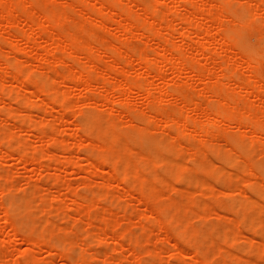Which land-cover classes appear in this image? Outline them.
<instances>
[{
  "label": "rangeland",
  "instance_id": "374dc122",
  "mask_svg": "<svg viewBox=\"0 0 264 264\" xmlns=\"http://www.w3.org/2000/svg\"><path fill=\"white\" fill-rule=\"evenodd\" d=\"M132 1L26 0L24 5L18 4L20 7L16 6L17 13L15 14L17 15H15L13 26L2 29L0 24V46L4 53L7 52V55L0 53V59L5 58L13 62L16 57H20L18 62L21 64V68H24L25 71L36 70L35 73L36 77H39L38 79H45L48 75L53 76L50 80L49 77L45 80L51 81L52 79L51 83L61 93L60 95L64 93L72 98L70 99L72 105L69 109L56 105L55 107L50 106V104L46 105L35 91V85L30 86L33 92H23L10 76H6V78L0 76V216L8 214L15 224V230L12 231L15 232V235L10 237L12 226L9 225L10 223L1 222L0 220V264H222V262H224L223 264H264V224H262L264 222V147L251 148L247 139L235 143L244 128L238 129L232 121H226V123L222 121L223 123H220L219 128L222 129L224 135L211 141V143H202L197 139L194 141L195 138L186 133H184L185 135L183 133L177 134L175 125H172L174 128L170 127L171 129L168 131L170 134L164 132L166 127V123H163L164 120H169L173 113L181 110L182 96H177L176 94L179 92L176 91L177 88L173 89V87H178L176 85L184 83L186 78L189 83L192 82L187 87L186 95L188 94V97L191 95L194 101L202 102L204 106L206 105L207 110L205 107L203 109L197 108V110L188 107L182 109L184 114L206 120L209 115H213L209 112L215 113V110L218 109L217 106L220 104L221 98L211 94L212 89L214 88L215 91L217 87L209 83L207 78L198 80L194 74L191 75L195 70L191 66H188L186 71L178 74L173 68L172 60H167L169 62L165 65L162 64L163 66L159 64L162 66L161 69L157 68L159 66L157 63H154L152 66L154 73L150 75L152 78L149 77V79L143 73V71L145 72L146 63L138 58L144 52L149 53L152 51L150 54H155V50H158L160 38L166 34V30L162 29L161 35H157L151 40L146 38V29L143 23L151 19L153 10L152 12L149 11L145 4L156 5V9L160 10L158 11V17H164V23H172L176 27L177 30L171 36L170 46L180 45L182 50L184 49L188 53L184 55L185 59L193 66H195L194 63L196 62L194 61L196 59V61L206 62L207 58L213 60L209 62L212 66L215 61L218 62L223 58L227 60L228 65H231L234 62V57L240 60L239 56L244 54L243 43H246V45L250 43L255 47L257 45V49L264 53V41L261 40V37H264V8H262L264 7V0H251L253 4L257 5L261 2L263 4L261 10H257V16L252 15L251 26L245 28V30L238 27V22L242 13L244 14L246 10L248 11L253 7L249 6L248 0H189L188 4L197 2L200 5L199 8L204 7V10L200 9L202 11H199L198 14L200 12L204 13L211 6L218 5L217 7H222L225 14L228 15L225 16L226 19L222 17V26L224 27H222L220 34L216 33L215 35L214 32L213 35L206 34L204 31L200 33L201 35L199 34L203 37H206V34L208 38H217V41L215 40L211 44L212 47L210 45L211 51H209L210 49L207 51V54H210L209 56L198 49V42L203 41V37H199L197 34L199 28L197 24L200 26L203 24L202 28L204 30L212 29L214 31L218 20L217 15L213 18H209L206 14L204 16L194 15V20L189 21L190 9L188 4L187 7L183 5L177 10L179 0H161V5L159 2L155 3V0ZM114 2L119 3L116 4L117 6L123 3L125 7L132 5L133 10L130 13L135 14L132 17L130 15L126 23L128 21L139 22L135 33L120 32L118 30L119 15L114 14V17H108V9H101V6L107 8L112 4L115 5ZM36 3L42 5L35 6ZM91 3L95 5V10H92L94 6ZM117 6V13H119L120 7ZM144 9L146 10L143 11ZM41 10L42 12H40ZM38 11L42 14L47 11L48 13L56 12L58 18L62 16L59 22H62L61 27L57 26L59 24L56 22V26L46 25L45 28H38V19L35 16L40 15ZM40 16H37L39 20ZM101 16L108 19L105 26L95 21ZM27 17L32 18L33 24L35 23L32 26V33L37 45H39L38 48H30L26 42L24 33L29 30L25 24V18ZM136 19L140 21H136ZM78 24L79 27H77ZM186 26H188L190 34L189 37L182 40L179 32L186 29ZM211 26L212 28H209ZM52 27H56L55 30L57 31H64L61 33H65L64 38L66 40L75 35L77 42L79 41V49L76 52L61 51L58 53L64 58V62L56 60L53 55L45 60L41 59L40 54L44 49H52L54 43L47 41L46 37L41 36L39 31L45 32L44 34L49 31L57 33V31H53L54 28ZM12 33L14 36H18V38L15 37V43L13 42L15 45L8 41ZM225 38L237 47L234 53L218 44ZM197 39L199 41L195 42ZM87 41L95 46L94 55L99 58V67L95 70L96 72L92 69V64H90L91 62L86 56L87 53H85L86 50H84ZM249 45L248 47H250ZM21 48L25 50H21ZM116 48H120L123 53L118 55ZM133 51L138 52V55H128ZM212 51H215V53ZM100 55L102 56L100 57ZM113 60L120 62V67L123 66L126 71L117 74L118 79L129 78L132 82L143 78L149 79L151 81L150 91L156 95H162L163 103L161 100H158V102H156L157 99L151 100L147 93L142 94L137 90L131 92L126 90L125 94L122 95L118 85L106 89L103 86L105 79L111 78L113 80L116 75L110 67ZM239 68L240 70H238ZM239 68L229 82L230 84H227V88L238 98L243 97L242 99H245L249 96L258 106L255 107L257 115L264 120V100L261 96L249 95L246 90L240 88L239 84L247 75L245 73L248 72L242 66ZM157 69L159 72L156 71ZM79 70L92 71L94 76H97V80L93 81L96 83H93L94 87L92 86V88L94 89L91 88L90 91V88L88 89L84 83L70 87L72 84L65 78H61L66 76V73H76ZM260 71L264 73V64ZM159 73L163 77H160ZM164 81L168 84L164 86L166 88L163 89L164 92H160L162 90H159V88L165 84ZM206 82L207 85L214 86H210L211 91L202 89ZM167 90H171L172 93L175 92V95ZM53 96L54 93H45L44 97L51 100ZM25 97L26 99L23 101ZM19 98L20 101H18ZM107 98L111 99L112 103ZM122 100H127L130 106L122 107ZM154 100L159 107L155 106L156 104H151ZM158 103H162V105ZM30 104L32 105L30 106ZM228 111L232 117L242 113L247 115L250 112L243 109L244 112H237L241 110L236 111L232 107L228 108ZM154 117H162L161 125L163 126L159 127L160 123H156ZM87 119H91L90 123L93 126L90 125V128L84 130L80 129L82 127L81 122L84 123ZM109 122V126L106 125L105 129L104 125ZM30 123H33L34 127L30 126ZM111 130L112 132H110ZM92 132L94 133L90 135ZM110 133H112L111 136H109ZM164 133L169 136L163 135ZM174 136L176 138H173ZM121 138H123L124 144L122 141H118ZM165 139L170 140L166 141ZM175 139H178L180 143L174 141ZM107 144H111V148L106 146ZM179 144H182L183 149L178 146ZM120 148H123L122 151L129 148L127 150L129 152L122 153ZM192 148H195L197 154H194ZM19 149L21 152H19ZM28 149L32 150V153L29 151V155H32V157L25 161L22 159V154ZM134 149L135 151L132 152ZM198 149L199 151H197ZM137 152L142 153V155L136 154ZM133 153L137 157L133 156ZM153 154L157 155L156 158L166 155L170 157V160L175 159L180 161V165L184 164L181 167L179 166L177 172L174 173L175 170H173L172 165L163 164L164 161L160 160V165L157 163L158 160H154L156 163H149L155 159L148 161V157H153ZM234 154L237 156L236 158ZM125 155L129 156L128 159H130L131 164L133 162L132 169L130 166L131 171L142 173L141 176L139 173L136 174L137 176L133 175L132 177L134 180L132 189L135 193L132 196L128 194L130 188L125 186L126 184H124L122 178L125 175H123L125 171L123 166L131 165L125 163V161H129L126 160ZM124 158H126L125 161ZM107 159L109 160L106 162ZM230 161L237 164H230ZM117 163L119 165L115 166ZM139 164L141 165L139 166ZM238 164L241 165L237 166ZM245 166L248 167L245 168ZM113 167L119 169L115 178L111 176L115 172ZM121 169H123L122 173ZM247 170L251 172L248 173ZM150 171L157 172L159 175L157 173L153 175L154 173ZM180 175H186V179L180 180ZM144 176L147 178L145 179ZM107 178V182H110L106 185L105 179ZM159 178L163 179L160 180ZM199 180L201 184L206 183L203 185L210 184L209 192L206 191L207 187H203L200 183L202 190L200 186H195L198 185L196 183ZM143 182H146L144 184L146 186L151 184L152 191L156 192L150 193L153 195L157 193V196L152 198V195L146 193V197H138L137 193L144 190ZM248 185L249 187L252 185V189L256 187L259 192L254 190L251 192V187L249 188ZM85 191L87 192L85 193ZM104 191H106L105 195H99L100 193L104 194L102 193ZM25 198H30L28 200L31 203ZM83 198L84 200L86 198L88 201L91 200L90 203L84 201ZM93 198L94 201H92ZM249 198H253L261 205L263 204L261 206L263 208L255 205V201V203L252 201L254 204L250 201V206L247 208L249 210H247L244 204L251 200ZM5 199L9 202L12 201L15 206L21 207L22 210L10 213L12 211L9 212V202ZM247 199L249 200L247 201ZM4 201L7 202V205ZM242 201L243 203H241ZM234 202L235 204L240 203L238 204L239 207L241 205L244 207L241 206L240 209H238V205L233 207ZM251 204L254 206H251ZM170 205H172V209ZM259 209H263L262 213ZM192 210H195L196 214H193ZM93 216L95 217L93 218ZM256 217H259V219ZM260 217L262 218L261 221H259ZM252 218L257 219L258 221H255L262 224L258 226V231L252 228L254 222ZM233 219L237 222H232ZM22 222L24 223L22 224ZM184 223H186L185 226ZM236 232L241 235L235 234ZM42 233L47 234V240L43 244L35 246L33 240L36 241ZM48 233L50 234L48 235ZM223 234L227 237L224 238ZM120 235L124 236V241L117 243L114 237ZM226 238L228 239L226 240ZM252 240L255 242L253 244L255 246L250 243ZM258 242L259 244L256 245ZM57 243L58 246H61L59 249H65L66 256L63 255L62 257L56 252ZM229 252L230 254H228ZM76 259L77 261H75Z\"/></svg>",
  "mask_w": 264,
  "mask_h": 264
},
{
  "label": "bare ground",
  "instance_id": "6f19581e",
  "mask_svg": "<svg viewBox=\"0 0 264 264\" xmlns=\"http://www.w3.org/2000/svg\"><path fill=\"white\" fill-rule=\"evenodd\" d=\"M25 1L26 0H0V24H1V26H2V29L4 28V29H6V28H9L14 22H15V15H17V14H15V13H17L16 12V6L18 5V4H22V5H24L25 4ZM34 1H36V0H34ZM40 1V0H39ZM90 1V0H89ZM93 2H94V0H92ZM118 1V0H117ZM130 1H132V0H130ZM253 1V0H252ZM157 2H159V4L161 5L162 3H161V0H155V3H157ZM188 2H189V0H179L178 1V7H177V10H179L183 5H185L186 7H187V4H188ZM222 2V1H221ZM248 4H249V6H253V7H251L248 11L246 10L245 11V13L243 14L242 13V16H241V18H240V20H239V28H241V30H245V28H249L250 26H251V20H252V17L253 16H257L256 15V13H258L257 12V10L258 9H260L261 7H262V2L261 3H257V5L254 3H252L251 2V0H248ZM255 2V1H254ZM30 3V2H29ZM40 3V2H39ZM78 3H80V2H78ZM115 3V2H114ZM123 3V2H122ZM128 3V2H127ZM132 3H133V1H132ZM148 3V2H147ZM214 3V2H213ZM92 4V3H91ZM116 4H119V3H115V5ZM121 4V3H120ZM124 4V3H123ZM123 4L122 5H118L119 7H120V10L118 11L119 13H117V8H116V6L114 5V4H112V5H110L109 7H107V6H105V7H107V8H103L102 6H101V9H108L107 11H108V17L109 16H112V17H114V14H118L119 15V17H120V19L118 20V27H119V31L120 32H124V31H127V32H130L131 34H133V33H135V30L138 28V26H139V22H133V21H131V22H129L128 21V23H126V21H127V19H128V17L131 15V17L135 14H132V13H130V11L131 10H133L132 9V5H128V6H126L125 7V5L123 6ZM128 4H130V3H128ZM219 4V3H218ZM22 5H21V7H22ZM38 5H42V4H37L36 3V5L35 6H38ZM93 5V4H92ZM101 5H104V4H101ZM146 6H147V9L149 10V11H151L152 12V10H153V14L151 15V19L150 20H146V22L145 23H143V26L145 27V31H146V38L148 39V40H151V39H153V38H155V36H157V35H161L162 34V29H165L166 30V34L164 35V36H162V38H160V42H159V46H158V50H155L156 51V53L155 54H150L151 52H144V53H142V54H140V56L138 57L139 59H141V61H144L145 63H146V65H145V72L143 71V73H145V75H147V78H149V77H151L150 75H152L154 72V70L152 69V66H153V64L155 63H157L158 65L159 64H164L165 65V63H168L167 62V60H172L171 62L173 63V68H175V71L178 73V74H181L182 72H184V71H186L187 70V68H188V66H191V67H193V68H195V70H193L194 71V73H191V75H193L194 74V76L196 77V78H198V80H202V79H204V78H207L208 80H209V83H211L212 85H216V90L214 91L213 89H212V95H214V96H216V97H220L221 99H220V104L217 106L218 107V109L217 110H215V113H213V112H209V113H211V114H213L212 116L211 115H209L208 117H212V118H209L208 119V117H207V119L205 120H200V119H197V118H194V117H192V116H189V115H186V114H184L183 113V111H182V109L184 110V108H188V107H192L193 109H196L197 110V108L198 109H203L204 107H205V109H206V105L204 106L203 105V103L202 102H200V101H194L193 100V98H191V95H190V97H188L187 95H186V90H187V87L188 86H190L189 84H191L192 82H190L189 83V81H188V79L186 78V80H185V82L184 83H179L178 85H176V86H178V87H173V89L174 88H177L176 89V91L177 92H179V93H177L176 95L177 96H179V95H181L182 96V101H181V103H180V108H181V110H179V111H177V112H175V113H173L172 114V116H170V118H169V120L167 119V120H164V122L163 123H166V127H165V131L164 132H166V133H168V131L171 129L170 127L172 126V125H175V127H176V130H177V134H182L183 133V135H185L184 133H186V134H189V136L190 135H192L195 139H194V141H196V139H197V141H200V142H202V143H205V142H210L211 143V141H214V140H216V139H219V137H221L222 135H224V133H223V131H222V129L221 128H219L220 127V123H223L222 121H224L225 123H226V121L227 122H233V123H235L234 125H236L237 127H238V129H240L241 130V128H244L243 130H241V131H243L242 133H241V135L239 136V138L238 139H236L235 140V143H238V142H240V141H242L243 139H245V141H246V139L249 141V144H250V147L251 148H253V147H264V120L263 119H261V118H259V116L257 115V112H256V109H255V107H258L257 105H256V103L253 101V100H251L250 98H249V96L248 97H246L245 99H242V98H238L235 94H232V92L231 91H229V89L227 88L228 86H227V84L231 81V79L234 77V75L236 74L235 72H236V70L240 67V66H242V67H244V69L246 70L247 69V72L248 73H245V74H247L242 80H241V83L239 84V86H240V88L242 89V90H246L248 93H249V95H257V96H261L262 98H263V100H264V93H262L263 91H264V73H261V71H260V68L262 67V65L264 64V53L263 52H261V51H259L258 49H257V45H256V47L255 46H253V45H251L250 43V47L252 48H250V47H248V45H246V43H243V52H244V54H242V56H239V59L240 60H237V58L236 57H234L235 59H234V62H232L231 63V65H228L227 64V60L226 59H221L220 61H215V63L213 64V66L209 63L210 61H213V60H210L209 58H207V61L206 62H202V61H194V62H196V63H194L195 64V66H193L192 64H189L188 62V60H186L185 59V57H184V55L185 54H188V53H186L185 52V50L183 51L182 50V47L180 46V45H173V46H170V40H171V36H172V34L177 30L176 29V27L172 24V23H168V24H166V23H164V17H158V11H160V10H158V9H156V5H154V4H145ZM152 5V6H151ZM211 5H214V4H211ZM94 6V7H93ZM93 6H91V7H93V9L92 10H95L94 8H95V5H93ZM117 6V7H118ZM123 6V7H122ZM148 6H149V8L151 9H149L148 8ZM156 6V7H155ZM218 6V5H217ZM217 6H211L210 8H208V9H206L205 11H204V13L203 12H200L199 14H198V12L199 11H202V10H204L203 8H199L200 7V5H199V3H197V2H191L190 4H188V8L190 9V19H189V21H192V20H194L193 19V16L195 15V16H197V15H201V16H204L205 14L206 15H208L209 16V18H213V16H216L217 15V24H216V26L215 25H213V26H215L216 27V29L213 31L212 29H205L204 30V28H202V26H204L203 24L200 26L199 24H197V26L199 27L198 28V36H199V34L200 33H202L203 31H204V33L206 32V34H212L213 32V34H215L216 35V33H218V34H220V32L222 31V27H224V26H222V20L224 19V17L225 16H228V15H226L225 14V12H224V10H223V8L222 7H220V8H218ZM18 7H20L19 5H18ZM54 7V6H53ZM122 7V8H121ZM141 7H143V6H141ZM152 7V8H151ZM154 7V8H153ZM248 7V6H247ZM73 8H75V7H73ZM249 8V7H248ZM262 8H264V7H262ZM21 9V8H20ZM20 9H18L19 11H20ZM41 9H42V7H41ZM45 9H48V8H45ZM156 9V10H155ZM160 9H162V8H160ZM200 9H202V10H200ZM146 9H144L143 11H145ZM147 10V11H148ZM261 10V9H260ZM264 10V9H263ZM25 10L23 9V12H24ZM52 11V10H51ZM102 11V10H101ZM135 11V10H134ZM133 11V12H134ZM22 12V13H23ZM40 12H42V10L40 11ZM39 11H38V13H40ZM60 12V11H59ZM64 12V11H63ZM104 13H105V11H103ZM165 12V11H164ZM25 13V12H24ZM37 13V14H38ZM99 13H101V12H99ZM32 14V13H31ZM42 13H40V15H41ZM62 14H65V13H62ZM163 14V13H162ZM24 15V14H23ZM40 15H35L36 16V19H38L39 20V16ZM65 15H68V14H65ZM253 15V16H252ZM38 16V17H37ZM62 17V16H61ZM61 17L59 16V18H58V15L56 14V12H49L48 13V11L47 12H45L44 14H42L41 16H40V20L38 21L37 20V23H38V28H45L46 27V25H48V26H52V25H55L56 26V22H57V24H59V25H57V26H60V25H62L61 23H59L60 22V19H61ZM64 17H66V16H64ZM63 17V18H64ZM166 17V16H165ZM205 17H207V16H205ZM204 17V18H205ZM222 17H223V19H222ZM235 17V16H234ZM94 18V17H93ZM202 18V17H201ZM220 18V19H219ZM228 18V17H227ZM231 18V17H230ZM26 19V25H27V27H28V31L26 30L25 31V33L24 32H22V33H24V36L26 37V42L28 43V46L30 47V48H38V46L39 45H37V43H36V40H35V38H34V35H33V33H32V29H33V25L35 24H33V20H32V18H30V17H27V18H25ZM113 19V18H112ZM133 20H134V18H132ZM207 19V18H206ZM225 19H226V17H225ZM233 20H234V18H232ZM257 19V18H256ZM93 21H94V19H92ZM107 18H104L103 16H101V17H99V18H97V19H95V21H97L100 25H102V26H105V24H106V22H107ZM137 20H139V19H136V21ZM220 20V21H219ZM61 21H63V20H61ZM140 21V20H139ZM167 21V20H166ZM188 21V22H189ZM215 21V20H214ZM235 21V20H234ZM237 21V20H236ZM89 22V21H88ZM141 22H143V21H141ZM170 22V21H169ZM232 23H237V22H233V21H231ZM37 23H36V25H37ZM66 23V22H65ZM79 24H80V22H79ZM78 24V26L77 27H79L80 25ZM99 24H97V25H99ZM187 24H190V23H187ZM192 24V23H191ZM142 25V24H141ZM256 25V24H255ZM13 26V25H12ZM82 26V25H81ZM189 26H191V25H189ZM61 27V26H60ZM60 27H58V28H60ZM187 28L186 29H183V31H181V32H179L180 33V35H181V37H182V40H185L187 37H189V30H188V26H186ZM233 27V26H232ZM52 28H54L53 29V31H57V30H55V29H57L56 27H52ZM142 28V27H141ZM196 28V27H195ZM207 28V27H206ZM209 28H212V26L211 27H209ZM31 29V30H30ZM61 32H64V31H61ZM60 31H57V33H54V32H52V31H49L47 34H44L45 32H40L39 31V33L41 34V36H43L44 35V37H46V40L47 41H50L51 43L53 42L54 43V46H53V48L51 49V48H45L44 49V51L40 54L41 55V59L42 60H45V59H47L48 57H50V56H52L53 55V57L54 58H56V60H58V61H60V62H64V58L62 57V56H60V55H58V53L59 52H61V51H70V52H76V50L77 49H79V44H78V42H77V40H76V38L73 36L72 38H69V39H65L64 38V36H65V33H61ZM227 32V31H226ZM177 33V32H176ZM196 33V32H195ZM205 34V36L206 37H203V36H199V37H203V41H199L198 39L197 40H195V42H197V41H199L198 42V47H196V48H198L199 49V51H201L203 54H205L206 56H209L208 54H207V51L209 50V51H211V48H210V45L217 39V38H208V36ZM212 34V35H213ZM201 35V34H200ZM219 36H221V35H219ZM218 36V37H219ZM15 37H17L18 38V36H14V34L12 33L10 36H9V38H8V41H9V43L11 42V43H13L15 40H16V38ZM198 37V38H199ZM211 37H213V36H211ZM215 37H217V36H215ZM205 38V39H204ZM107 39V38H106ZM220 39H222V38H220ZM80 40V39H79ZM200 40H202V39H200ZM261 40H263L264 41V37H261ZM217 41V40H216ZM218 41H219V39H218ZM96 42V41H95ZM15 43V42H14ZM13 43V45H15ZM36 43V44H35ZM218 44L221 46V47H224L226 50H228V51H230V52H232V53H234V51H236V46L233 44V43H231L230 42V40H228V39H223V41H220V42H218ZM194 46V45H193ZM98 47V46H97ZM211 47H212V45H211ZM254 47V48H253ZM4 48V47H3ZM19 48V47H18ZM150 48V47H149ZM20 49V48H19ZM107 49H109V48H107ZM152 49V48H151ZM157 49V48H156ZM3 49H1V46H0V53H4V51H2ZM21 50H25L24 48L22 49L21 48ZM84 50H86V52L85 53H87L86 54V56H87V58L90 60V64H92L91 65V67H92V69H94V72H96L95 70H97L98 69V61H99V58L98 57H96L95 55H94V51H95V46L90 42V41H87V43L85 44V49ZM116 53L118 54V55H121V53H123V51L120 49V48H116ZM264 51V50H263ZM27 52V51H26ZM97 52V51H96ZM100 52V51H99ZM185 52V53H184ZM213 53H215V51H212ZM7 52H5L4 54H6ZM9 53H11L12 54V52H10L9 51ZM28 53V52H27ZM84 53V54H85ZM128 53V52H127ZM96 54H98V53H96ZM3 55V54H2ZM7 55V54H6ZM6 55H4V56H6ZM9 55V54H8ZM14 55V54H13ZM70 55V54H69ZM128 55H131V56H134V55H138V52H136V51H133V53H128ZM1 56V55H0ZM3 56V57H4ZM16 56V55H15ZM102 55H100V57H101ZM192 56V55H191ZM8 58H10V57H8ZM14 58V57H13ZM18 58H20V57H16L14 60H13V62L11 61V60H9V59H0V76L1 77H3V78H6V76H10L11 77V79L14 81V82H16V84H17V87L19 88V89H21L23 92H33L32 91V89H31V87L30 86H33V85H35L36 86V90L35 91H37V94H38V96L42 99V101L46 104V105H48V104H50V106H53V107H55V105L56 106H60V107H65V108H68L69 109V107H71L70 105H72V103H71V100L70 99H72V98H70L69 96H68V94L67 95H65L64 93H63V95H60L61 93H59V91H57L56 89H55V86H53L52 84L53 83H51V81H52V79H51V81H46L47 80V77H49V80H50V78H52L53 76H51L50 77V75H48L47 77L46 76H43V77H46L45 79H38L39 77H36V73H35V71L36 70H27V71H25L24 70V68H21L20 67V63L18 62V61H20ZM103 58V57H102ZM212 58H213V56H212ZM12 59V58H11ZM101 60V59H100ZM19 63V64H18ZM69 63H71V62H69ZM212 67H211V66ZM160 66V65H159ZM157 67V68H160L161 69V67L163 66H160V67ZM230 66V67H229ZM75 67V66H74ZM110 67L112 68V70L115 72V77H113V80L111 79V78H108V79H105L106 81L104 82V87L106 88V89H108V87H114V86H116V85H118L120 88H119V90H121V94L122 95H124L125 94V91L126 90H128V91H133V90H137L138 92H140V93H142V94H148V96L151 98V100H153V99H157L156 100V102H158V100L160 101H162V99H163V96L162 95H156V94H154V93H152L150 90V78L147 80L146 78L144 79H141V80H138V81H135V82H132L129 78H124V79H118L116 76H117V74H119V73H122L121 71H125V69H124V67L122 66V67H120V62H118V61H116V60H113V62L110 64ZM156 67H154V68H156ZM76 69V68H75ZM91 69V70H92ZM89 70V69H88ZM88 70H79L78 72L76 71V73L75 72H70V73H66L67 75L66 76H63V77H61V78H65L66 80H68V82L69 83H71L72 85L70 86V87H75L76 85H78V84H80V83H84V85L89 89L90 88V91L92 90V89H94V88H92V86L94 85V84H96V83H94L93 81H96L97 80V76H94V74L92 73V71L90 72V71H88ZM153 70V71H152ZM238 70H240V68L238 69ZM156 71H158V69L156 70ZM155 71V73L157 74V72ZM192 71V72H193ZM218 71V72H217ZM126 72V71H125ZM159 72V71H158ZM245 72V71H244ZM140 73V72H139ZM190 73V72H189ZM110 75V74H109ZM140 75V74H139ZM138 75V76H139ZM158 75H160V77L162 76L161 75V73H159ZM38 76V75H37ZM59 76H62V75H59ZM193 76V77H194ZM125 77V76H124ZM135 77H136V75H135ZM145 77V76H144ZM163 77V76H162ZM104 78H106V77H104ZM137 78H139V77H137ZM152 78V77H151ZM188 78L189 79H191V77L190 76H188ZM58 79V78H57ZM60 79V78H59ZM163 79H165V78H163ZM238 80V79H237ZM56 82V81H55ZM102 82V83H103ZM163 82V81H162ZM165 82V81H164ZM94 83V84H93ZM55 84V83H54ZM166 84H168V82L166 83L165 82V84L163 85V86H160V88H159V90H162V91H160V92H164L163 91V89H166L164 86L166 85ZM177 84V83H176ZM180 84H183V85H181L180 86ZM230 84V83H229ZM1 85V84H0ZM81 85V84H80ZM79 85V86H80ZM212 85H207V82H206V84L204 85V87H202V89H204V91L205 90H210V86H212ZM78 87V86H77ZM94 87V86H93ZM212 87H214V86H212ZM92 88V89H91ZM169 89V88H168ZM173 89H171L172 91H174ZM198 89V88H197ZM171 90H167L168 92H171L172 93V91ZM196 90V89H195ZM166 91V90H165ZM190 91H192V90H190ZM211 91V90H210ZM202 92V91H201ZM208 92V91H207ZM215 92V93H214ZM45 93H54V96H53V98H51V100H48L47 98H45L44 96H45ZM4 94V93H3ZM172 94H174L175 95V92L174 93H172ZM44 95V96H43ZM121 95V96H122ZM63 96V97H62ZM124 97V96H123ZM24 100L23 101H25V99H26V97L25 98H23ZM124 99V98H123ZM107 100L110 102V103H112V100L111 99H108L107 98ZM155 100H154V102L153 103H151L152 105H155L156 104V102H155ZM18 101H20V98L18 99ZM26 101H28V100H26ZM123 101V100H122ZM29 102V101H28ZM27 102V103H28ZM72 102H73V100H72ZM162 103H163V101H162ZM162 103L160 104V103H158V104H160V105H162ZM107 104V103H106ZM132 104V103H131ZM27 105H29V104H27ZM32 104H30V106H31ZM121 106L122 107H125V106H130L129 105V103H128V101L126 100V101H123L122 103H121ZM155 106H158L157 104L155 105ZM214 106V105H213ZM32 107H37V106H32ZM159 107V106H158ZM162 107V106H161ZM165 107H167V106H165ZM230 107H232V108H234V110H241V111H237V112H244V111H242V109L243 110H248V111H250L249 112V114H247V115H245V113L243 114H240V115H238V116H230V114L231 113H229V111H228V108H230ZM155 108V107H154ZM237 108V109H236ZM242 108V109H241ZM159 109V108H158ZM161 109V108H160ZM170 109V108H169ZM213 109V108H212ZM172 111H173V109H171ZM207 110V109H206ZM203 111V110H202ZM211 111V110H210ZM213 111H214V109H213ZM174 112V111H173ZM208 112V111H207ZM251 112H253V113H255L254 115H253V113H251ZM158 115V114H157ZM155 116V115H154ZM155 119H154V121L156 122V123H160L159 124V127H161V126H163V125H161V123H162V117H154ZM93 119V118H92ZM166 119V118H165ZM91 120V119H90ZM90 120L89 119H87L86 121H84V123L83 122H81L82 124H81V126L82 127H80V126H78V127H80V129L82 128L83 130L84 129H86V128H88L90 125L91 126H93V124L92 123H90ZM101 121V120H100ZM136 121V120H135ZM152 121V120H151ZM153 121V122H154ZM134 122V121H133ZM33 123H30V126H32V127H34L33 125H32ZM109 124H110V122L109 123H107V124H105L104 126H105V129H106V125H108L109 126ZM150 125V124H149ZM228 125V124H227ZM140 126V125H139ZM158 126V125H157ZM31 127V128H32ZM173 127V126H172ZM223 127V126H222ZM90 128V127H89ZM174 128V127H173ZM224 129V128H223ZM83 130H82V132H83ZM164 130V129H163ZM172 130H174V129H172ZM226 130V129H225ZM240 131V132H241ZM86 132H88V130H86ZM110 132H112V130L110 131ZM162 132V131H161ZM94 132H92V133H90V135H92ZM166 133H164L163 135H166L167 137L169 136L168 134H170V133H168V134H166ZM111 134L112 133H110V135L109 136H111ZM115 135V134H114ZM114 135H112V136H114ZM171 136V135H170ZM192 136H190V137H192ZM91 137V136H90ZM93 137L95 138V136L93 135ZM92 137V138H93ZM165 137V136H164ZM163 137V138H164ZM188 137V136H187ZM189 137V138H190ZM91 138V139H92ZM111 138V137H110ZM173 138H176V136H174ZM172 138V139H173ZM240 139V140H239ZM10 140V139H9ZM123 140V138H121V139H119L118 141L119 142H121ZM166 141H168V140H170V139H165ZM94 141V140H93ZM100 141V140H99ZM160 141V140H159ZM174 141H176V142H179V140L178 139H175ZM247 141V142H248ZM4 143V142H3ZM104 143V142H103ZM122 143L124 144V141H122ZM159 143H161V142H159ZM180 143V142H179ZM115 144V143H114ZM176 144H178V143H176ZM111 145V144H110ZM110 145H106V146H108V147H110ZM128 145V144H127ZM201 145V144H200ZM205 145H207V144H205ZM209 145V144H208ZM58 146H60L59 144H58ZM105 146V145H104ZM178 146H180L181 147V149H183L182 147V144L180 145H178ZM114 147V146H113ZM120 147V146H119ZM127 147H129V146H127ZM179 147V148H180ZM193 147H194V145H193ZM199 147V146H198ZM208 147V146H207ZM69 148V147H68ZM111 148V147H110ZM191 148V147H190ZM65 149H67V148H65ZM116 149V148H115ZM186 149H188L187 147H186ZM195 148H192V150H194ZM120 150H121V152L123 153H126V152H129V151H127V150H129V148H127V150L126 151H122L123 150V148H120ZM189 150V149H188ZM191 150V151H192ZM209 150H210V148H209ZM227 150H229V149H227ZM242 150V149H241ZM6 151V150H5ZM23 151H25V150H23ZM29 151H31V153H32V150H27V151H25V153L24 154H22V159L23 160H25V161H27V160H29L30 159V157H32V155H29L30 153H29ZM135 151V149L134 150H132V152H134ZM197 151H199V149L197 150ZM19 152H21L20 151V149H19ZM164 152V151H163ZM200 152H201V154H202V151L200 150ZM232 152V151H231ZM121 153V154H122ZM199 153V152H198ZM211 153V152H210ZM220 154H221V152H219ZM235 153V152H234ZM38 154V153H37ZM36 154V155H37ZM136 154H141L142 155V153H139V152H137ZM180 154V153H179ZM194 154H197V152H196V150H194ZM205 154V153H204ZM235 154H237V153H235ZM234 154V155H235ZM118 155V154H117ZM182 155V154H181ZM223 155V154H222ZM238 155V154H237ZM105 156V155H104ZM124 156V155H123ZM133 156H135V154L133 153ZM132 156V157H133ZM145 156V155H144ZM157 156V155H156ZM156 156L153 154V157H151V158H149L148 157V161L149 160H151V159H153V158H155V159H153L152 161L153 162H149V163H151V164H153V163H156V162H154V160L155 161H157L158 160V162L157 163H159V165H160V160L161 161H164V162H162L163 164H171L172 165V168H173V170H175L174 171V173L175 172H177L176 170L179 168V166L181 167L182 166V164H184V163H182L181 165L179 164L180 163V161H176L175 159L173 160H170L169 158V156H166V155H161V156H158V158H156ZM203 156V155H202ZM108 157V156H107ZM125 157H127V159L126 158H124V161H125V159L126 160H129V161H125V163L127 164V163H129V164H131L130 163V159H128V155L126 156L125 155ZM135 157H137V156H135ZM147 157V156H146ZM145 157V158H146ZM179 157V156H178ZM181 157H183V156H181ZM221 157H223V156H221ZM235 158L237 157L236 155L234 156ZM253 157V156H252ZM119 158V157H118ZM188 158V157H187ZM225 158V157H224ZM207 159V158H206ZM227 159H229V158H227ZM227 159H226V162H227ZM238 159H240V158H238ZM109 159H107V160H105L106 162L108 161ZM115 160V159H114ZM230 160V159H229ZM241 160V159H240ZM148 161H146V162H148ZM166 161V162H165ZM170 161H173V162H171L170 163ZM175 161V162H174ZM192 161V160H191ZM206 161V160H205ZM91 162V161H90ZM238 162H239V160H238ZM121 163V162H120ZM125 163H123V164H125ZM192 163H195V162H192ZM229 163V162H228ZM231 163H235V162H233V161H230V164ZM91 164H93V163H91ZM107 165H109L108 163H106ZM122 164V165H123ZM132 164H133V162H132ZM124 165L123 166V168L125 169V171H124V173H123V177L122 176H120V177H122L123 179H124V184H126L125 186H129L128 188H130V189H128V191H129V195H134L135 193H134V190L132 189V183H133V175H136V174H139L140 173V176L142 175V173L141 172H135L134 173V171L132 172L131 171V169L133 168V166L134 165ZM143 164V163H142ZM162 164V165H163ZM235 164H237V163H235ZM112 165V164H111ZM115 165V164H114ZM119 165V163H117V165H115V166H118ZM121 165V164H120ZM141 164H139V166H140ZM145 165V164H144ZM241 165V164H240ZM239 164L237 165V166H240ZM94 166V165H93ZM125 166H126V168H125ZM130 166H131V169H130ZM190 166V165H189ZM215 166V165H214ZM216 166H218V165H216ZM220 166V165H219ZM260 166V165H259ZM151 167V166H150ZM195 167V166H194ZM236 167V166H235ZM246 167H248V166H245V168ZM114 168V167H113ZM112 168V169H113ZM120 168V167H119ZM167 168V167H166ZM183 168H184V166H183ZM225 168V167H224ZM238 168V167H237ZM242 168V167H241ZM116 169V170H115ZM135 169L136 170H138V168H136L135 167ZM149 169V168H148ZM163 169V168H162ZM220 169V168H219ZM247 169H250V168H247ZM259 169H261V168H259ZM143 170H145V169H143ZM172 169H171V172L173 171ZM222 170V169H221ZM114 171L115 172H113V174L111 175L112 177H114L115 178V175H118V171H119V169L118 168H114ZM121 171V173L123 172V169H121L120 170ZM230 171H232V170H230ZM244 171H245V169H244ZM248 171V173L249 172H251V171H249V170H247ZM117 172V173H116ZM150 172H153L154 173V171H150ZM229 172V171H228ZM157 173V172H156ZM156 173H154L153 175H155ZM158 174V173H157ZM181 174H183V173H181ZM218 174V173H217ZM228 174V173H227ZM245 174H247V173H245ZM114 175V176H113ZM122 175V174H121ZM149 175V174H148ZM159 175V174H158ZM187 175V174H186ZM186 175H180L179 177H180V180H185L186 178H185V176ZM137 176V175H136ZM147 176V175H146ZM145 177V176H144ZM143 177V178H144ZM156 177V176H155ZM158 177V176H157ZM226 177V176H225ZM242 177V176H241ZM147 177H145V179H146ZM154 178V177H153ZM191 178V177H190ZM198 178V177H197ZM256 178H257V174H256ZM150 179V178H149ZM148 179V180H149ZM160 180L161 179H163V178H159ZM187 179H189V178H187ZM198 179H202V180H204L203 178H198ZM245 179H247V178H245ZM107 180H108V178L107 179H105V184L107 185V184H109L108 182H110V181H108L107 182ZM136 180V179H135ZM152 180V179H151ZM150 180V181H151ZM165 180H167V179H165ZM201 180V181H202ZM249 180V179H248ZM155 181H157L156 179H155ZM162 181H164V180H162ZM207 181V180H206ZM243 181V180H242ZM220 182V181H219ZM248 182V181H247ZM250 182H251V180H250ZM135 183V182H134ZM148 183V182H147ZM199 183H200V180H199V182L197 181V183L196 184H198V185H195V186H200V185H203V184H206V183H204L203 182V184H201L200 183V185H199ZM254 183V182H253ZM252 183V184H253ZM143 184V186H144V190H142L141 191V193H137L138 194V197H140V198H142V197H146L147 195H146V193H148V195H152V198H154L155 196H157V193L155 194V195H153L152 193H150V192H156V191H152V186H151V184H149V185H144V184H146V182H143L142 183ZM191 185V184H190ZM222 185V184H221ZM259 185H262V184H259ZM259 185H257V186H259ZM3 186V185H2ZM105 186V185H104ZM142 186V187H143ZM150 186V188H148ZM207 187V190L206 191H208V188L209 187H211L210 186V184L209 185H203V187ZM252 186V185H251ZM250 186V187H251ZM5 187V186H4ZM3 187V188H4ZM248 187H249V185H248ZM249 187V188H250ZM263 187V186H262ZM149 189H150V191H149ZM200 189H201V186H200ZM218 189V188H217ZM234 189V188H233ZM154 190V189H153ZM202 190V189H201ZM216 190V189H215ZM250 190V189H249ZM252 190H254V191H256V192H259V189H257L256 187H254L253 189H252V187H251V192H252ZM10 191V190H9ZM87 191H85V193H86ZM209 192V191H208ZM102 193H104V194H99V195H105L106 194V191H104V192H102ZM213 193H215V192H213ZM89 194V193H88ZM211 194V193H210ZM216 194H218V193H216ZM215 194V195H216ZM222 195H223V193H222ZM245 195V194H244ZM77 196H80V195H77ZM84 196H86L85 194H84ZM92 196H93V194H92ZM136 196V195H135ZM142 196V197H141ZM189 196H190V194H189ZM6 197V196H5ZM24 197H26V196H24ZM83 197V196H82ZM91 197V196H90ZM94 197V196H93ZM78 198V197H77ZM85 198V197H84ZM84 198H83V200H84ZM88 198V197H87ZM86 198V200H84V201H87V202H89L90 203V201H88V199ZM21 199H23V198H21ZM25 199H27V198H25ZM28 199H30V198H28ZM27 199V200H28ZM82 199V198H81ZM90 199V198H89ZM244 199V198H243ZM249 199H251V200H249ZM249 199H247V201L248 202H246V204H244V206H245V208L247 209L249 206H250V201L252 202H254L255 200L253 199V198H249ZM6 200V199H5ZM154 200V199H153ZM228 200V199H227ZM229 200H233V199H229ZM257 200V199H256ZM7 201V200H6ZM6 201H4V202H6ZM29 201V200H28ZM92 201H94V198H93V200ZM7 202H9V201H7ZM7 202L5 203L6 205H7ZM18 202H19V200H18ZM30 202V201H29ZM252 202V203H253ZM256 202V204L255 205H257L258 207H261L262 205L260 204V203H257L258 201H255ZM254 202V203H255ZM20 203H22V202H20ZM31 203V202H30ZM29 203V204H30ZM86 203V202H85ZM195 203V202H194ZM241 203H243V201L241 202ZM253 203V204H254ZM92 204V203H91ZM172 204V203H171ZM196 204V203H195ZM238 204H240V203H236L235 204V202H234V205H233V207H236ZM253 204H251V206H254ZM181 205V204H180ZM185 205V204H184ZM223 205V204H222ZM30 206H32V205H30ZM171 206V209H172V205H170ZM241 206H243V205H241ZM240 206V207H241ZM243 206V207H244ZM80 207V206H79ZM179 207H182V206H179ZM212 207V206H211ZM233 207H231V208H233ZM240 207H239V205H238V209H240ZM91 209H92V207H90ZM203 208V207H202ZM245 208H243V209H245ZM253 208H255V207H253ZM252 208V209H253ZM261 208H263V207H261ZM11 209V210H10ZM30 209H32V208H30ZM149 209V208H148ZM174 209H175V207H174ZM199 209H200V207H199ZM214 209V208H213ZM222 209H224V208H222ZM264 209V208H263ZM262 209V210H263ZM17 210H22L21 209V207H18V206H15V204L11 201V202H9V212L10 211H12V212H10V213H13V211L15 212V211H17ZM178 210H182V209H178ZM247 210H249V209H247ZM260 210V213H262L261 211V209H259ZM28 211V210H27ZM195 211V210H194ZM193 210H192V212H194ZM250 211H252V210H250ZM190 212V211H189ZM254 212V211H253ZM252 212V213H253ZM180 213V212H179ZM204 213V212H203ZM237 213H239V211H237ZM248 213H249V211H248ZM259 213V214H260ZM91 214H92V211H91ZM193 214H196L195 212L193 213ZM88 215H89V213H88ZM200 215V214H199ZM202 216H206V215H203V214H201ZM258 215V214H257ZM24 216V215H23ZM96 216V215H95ZM95 216H93V218L95 217ZM169 216V215H168ZM179 216V215H178ZM198 216V215H197ZM255 216V215H254ZM259 216V215H258ZM171 218H172V216H170ZM183 218H185V217H183ZM232 218V217H231ZM256 218H258L259 219V217H256ZM15 219H18V218H15ZM170 219V218H169ZM247 219V218H246ZM0 220H1V222H5V223H10L9 225L10 226H12V229H11V234L9 235L10 237L11 236H14L15 235V232H12V231H14L15 230V224H14V222L10 219V216L8 215V214H5V215H2V216H0ZM160 220V219H159ZM178 220V219H177ZM252 220H254V222L252 223V228H254V229H257L258 228V226H260V222H256L255 220H257V219H253L252 218ZM252 220H251V222H252ZM262 220V218L260 217V220L259 221H261ZM47 221H49V220H47ZM172 221H174V220H172ZM233 221H235V219H233L232 220V222ZM258 221V220H257ZM16 222V221H15ZM188 222V221H187ZM235 222H237V221H235ZM24 222H22V224H23ZM50 223V222H49ZM53 224H55V223H53ZM262 224H264V222H262ZM261 224V225H262ZM18 225V224H17ZM50 225V224H49ZM186 225V223H184V226ZM20 226H22V225H20ZM30 226H32V225H30ZM25 228V227H24ZM36 228V227H35ZM68 229V228H67ZM66 229V230H67ZM183 229V228H182ZM232 229V228H231ZM21 230H23V229H21ZM52 230V229H51ZM237 230H238V228H237ZM24 231V230H23ZM43 231V230H42ZM177 231V230H176ZM257 231H258V229H257ZM49 232V231H48ZM240 232V231H239ZM239 232H236L235 234H238ZM27 233V232H26ZM180 233V232H179ZM241 233V232H240ZM258 233V232H257ZM24 234V233H23ZM50 233H48V235H49ZM224 235V234H223ZM238 235H241V234H238ZM28 236V235H27ZM31 236V235H30ZM64 236H67V235H64ZM16 237V236H15ZM206 237H207V235H206ZM225 237H227L226 235H224V238ZM183 238V237H182ZM228 238H226V240H227ZM27 240H28V238H27ZM30 240H32V239H30ZM47 240V234L46 233H42V235L40 236V237H38L37 239H36V241H35V239L33 240V243H34V245L35 246H39V245H41V244H43L45 241ZM114 240L117 242V243H120V242H122V240L124 241V236H115L114 237ZM65 241V240H64ZM212 241V240H211ZM32 242V241H31ZM66 242V241H65ZM83 242V241H82ZM208 242V241H207ZM216 242V241H215ZM69 243V242H68ZM209 243H211V242H209ZM214 243V242H213ZM250 243H252V245L255 243L253 240L250 242ZM188 244H190V243H188ZM259 244V242L258 243H256V245H258ZM203 245V244H202ZM83 246V245H82ZM253 246H255V245H253ZM252 246V247H253ZM55 247V246H54ZM59 247H61V246H58V243L56 244V248H57V250H56V252L57 253H59V255L60 256H62L63 257V255H65L66 256V251H65V249H63V250H61V249H59ZM63 248V247H62ZM140 249V248H139ZM138 249V250H139ZM222 249V248H221ZM225 249V248H224ZM198 251H200L199 249H198ZM197 251V253H199ZM53 252V251H52ZM55 252V251H54ZM66 252V253H65ZM206 252H210V251H206ZM232 252V251H231ZM50 253H51V251H50ZM62 254V255H61ZM200 254V253H199ZM218 254V253H217ZM228 254H230V252L228 253ZM232 254V253H231ZM234 255H236L235 253H234ZM71 256V255H70ZM233 256V255H232ZM234 257V256H233ZM196 258V257H195ZM74 259V258H73ZM72 259V260H73ZM75 261H77V259L75 260ZM75 261H73V262H75ZM29 262V261H28ZM205 263V262H204ZM224 262H222V264H223ZM86 264V263H85Z\"/></svg>",
  "mask_w": 264,
  "mask_h": 264
}]
</instances>
